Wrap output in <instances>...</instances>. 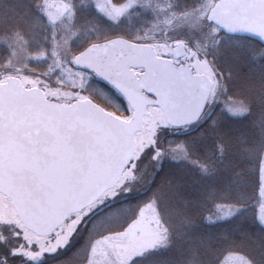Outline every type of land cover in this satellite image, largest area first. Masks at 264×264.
Returning a JSON list of instances; mask_svg holds the SVG:
<instances>
[{"label": "water", "instance_id": "obj_1", "mask_svg": "<svg viewBox=\"0 0 264 264\" xmlns=\"http://www.w3.org/2000/svg\"><path fill=\"white\" fill-rule=\"evenodd\" d=\"M250 2L218 0L207 18L226 33L264 45V11L240 7ZM70 10L65 0H52L45 16L58 24ZM185 54V44L175 43L173 58ZM193 55L190 51L187 61L176 65L158 56L151 44L116 36L74 57L76 67L96 74L124 97L133 109L129 120L92 99H46L42 89L26 88L15 76L0 83V193L11 199L25 227L49 235L114 187L134 156L135 134L144 129L148 107H159L174 127L200 120L213 81L193 72Z\"/></svg>", "mask_w": 264, "mask_h": 264}, {"label": "rangeland", "instance_id": "obj_2", "mask_svg": "<svg viewBox=\"0 0 264 264\" xmlns=\"http://www.w3.org/2000/svg\"><path fill=\"white\" fill-rule=\"evenodd\" d=\"M50 1L40 0V11L39 9L37 13L32 11V19L27 18L31 24H35L34 18L38 21L41 20ZM67 1L71 4L72 10L60 24L51 28L48 34L42 35L43 45L35 40L25 44V40L19 34H15L13 36L15 39L6 43L8 27L3 26L6 22L0 23L2 24L0 34L4 35V37L0 36V44L4 43V45H0V82H5L8 77L15 76L21 80L26 88L38 87L42 89L46 99L72 103L77 99L89 98L117 117L128 120L131 117L132 109L119 92L97 78L96 75L74 65V57L87 45L82 49H75L78 48V43H81V38L80 36L78 38L77 35L79 34L74 35L71 29L76 23L78 24V18L76 19L73 1ZM118 1L121 2V0H94L96 10L104 13L106 17L115 22L125 13L126 8L124 6L126 3L128 4L126 7L134 6L142 8L146 13L149 11L158 13L156 21L164 29V39L153 44L159 56L172 57V46L179 40H171V37H177L179 33L194 37L195 45L183 40L187 50H194L195 53L190 60V65L195 73H205L213 81L206 111L197 124L205 121L207 114H210L214 107L217 108L218 104L226 103L232 107V101L230 102L226 98L225 102L224 97H234V95L241 94L243 97H249L252 101H255V97H259V85L264 79L257 82L249 76L248 78L246 73L242 72V68L249 62V56L252 54L259 61L258 58L264 55V49L256 46L251 48L253 53H250L249 47L246 48L237 41L222 44L220 40L211 38L212 35L219 32L217 28H212V25L206 22L208 10L215 2L209 1L208 5L206 4L205 7L201 8L202 16H206L205 20L203 19L206 23L204 26L194 25L189 30H184L180 26L185 20L177 13L169 10L163 0H127L126 3L121 4V7H117ZM88 10L91 9L88 8ZM0 17H5V15L0 14ZM98 17L105 20L101 14ZM194 22L201 24L198 19ZM12 25H15V22L9 21V26ZM152 28L151 23L148 30L152 31ZM12 30L17 31H12L10 34L21 31L16 28ZM204 37L206 40L203 42ZM75 38H77L76 41H74ZM185 59L186 56L178 59L176 63L184 62ZM223 70L230 71L228 79L224 78ZM251 83L254 84L255 88L251 87ZM229 110L233 114L235 109L230 108ZM149 111L150 114L145 118L144 130L135 136L136 150L131 163L117 184L108 189L93 204L71 214L52 234L41 236L25 227L18 217L11 199L0 193V264H38L47 258L62 255L67 261L73 256L76 259L78 257L83 259L86 254L91 263L98 261L102 264H108L117 260L124 264L136 252L166 245L167 230L161 221L160 210L156 208L154 203L150 202L139 208L135 202L123 203V201L135 193L144 192L147 186L151 184L162 161V152L159 146L162 134L184 133L194 127L176 128L171 126L166 122L163 111L159 107H149ZM256 111L259 114V109ZM250 113V116H254L255 111L251 110ZM262 166H264V152L260 162L254 204L249 209H243L242 206L238 208L217 206L215 209L222 218H230V222L235 223V221L242 220L241 218H246L247 221L249 216L255 225L264 227L258 220L261 209L264 207V196L261 195V188L264 187V183L260 180ZM135 216H138V219L126 231L125 237L121 234L117 237L113 236ZM82 235L88 240L92 236H97L89 250L84 244L86 241L80 239ZM250 240L251 238L247 233L245 237L234 236L231 238V241H236L238 245L244 244L242 248L246 251L250 248L251 253L247 256H254L255 261L249 260L240 254L241 252L235 251L236 253H234L227 250L229 255L224 264H242L241 257L246 258L250 264H264L263 239L260 237L262 242L258 244L260 245L259 249H263L262 251L252 248L253 244L250 243ZM83 246L86 248L84 249ZM164 249L166 248L164 247ZM210 257L212 256L209 255L206 260L201 257L199 259L201 262L195 260V264H210Z\"/></svg>", "mask_w": 264, "mask_h": 264}, {"label": "trees", "instance_id": "obj_3", "mask_svg": "<svg viewBox=\"0 0 264 264\" xmlns=\"http://www.w3.org/2000/svg\"><path fill=\"white\" fill-rule=\"evenodd\" d=\"M72 1L78 24L73 26L71 32L74 35L79 34L77 36L81 38V43L77 45L78 48H75L77 50L93 42L117 35L148 43L164 39V29L156 21L158 17L156 11L146 13L139 7H126L127 0H121L116 5L121 7V4L126 3L124 6L126 11L115 22L96 10L94 0ZM209 1L215 2L216 0H163V3L169 10L185 20L180 28L189 30L191 26L206 24L203 21L206 16H202L201 8L205 7ZM39 8L40 0H0V14L5 15V17H0L2 18L0 23L6 22L3 26L8 27L6 43L14 40L15 34H19L25 40V44L35 40L43 45L42 35L48 34V31L55 25L48 23L40 13L41 20L34 18L35 24H31L27 18L32 19V11L37 13ZM99 14L104 16L105 20L100 19ZM196 19L201 24H196L194 22ZM9 21H14L15 25L9 26ZM206 22L207 24L209 22L207 18ZM21 23L22 26H20ZM151 23L153 28L149 31L148 26L151 27ZM209 24L212 28L215 27ZM14 28L21 30L20 33L10 34L12 31H17L12 30ZM217 29L219 32L211 38L220 40L222 44L237 41L246 48L249 47L250 50L256 46L264 49V45L254 39L227 34ZM0 36L4 37L1 34ZM76 40L77 38L74 39ZM171 40H185L195 45L194 37L186 36L185 33H179V36H173ZM205 40L206 37L203 38V42ZM258 60L254 54L250 55L249 62L247 58V64L243 66L242 72L246 73L247 77L260 82L264 79V55ZM226 70H223L224 78L228 79L230 71ZM251 87L255 88L253 83ZM259 88V97H255V101L241 94L224 97L225 102L226 98L232 101V107L226 103L218 104L217 108L214 107L213 111L207 114V119L201 124L192 126L194 128L190 127L192 129L184 133L162 134L159 140L162 161L151 184L144 192L135 193L128 199H124L123 203L135 202L139 208L150 202L154 203L160 210L161 221L167 230L168 240L164 246L166 249L157 247L136 252L124 264H195V260L201 262L199 260L201 257L206 260L209 255L212 256L209 258L210 264H224L229 255L227 250L234 253L235 251L241 252L240 254L249 260H256L254 256H247L251 253L250 248L246 251L242 248L244 244L238 245L236 241H231V238L245 237L247 233L251 238L252 248L259 249L258 244L262 242L260 237L264 241V227L255 225L249 216L247 221L246 218H241L242 220L231 223L230 218H222L215 208L217 206H232L233 208L242 206L243 209H249L255 202L260 162L264 152V80ZM239 107H243L246 111L231 114L230 108ZM258 109L259 114L256 111ZM251 110L255 111L254 116H250ZM137 219L138 216L130 219L124 228L115 232L113 236L117 237L121 234L125 237L126 231ZM248 225L251 226L248 227ZM95 238L97 236H92L88 240L82 235L80 239L86 241L84 244L87 245V248L86 246L83 248L89 250ZM262 250L259 249V251ZM134 257L136 259H133ZM113 262L121 264L117 260ZM38 264L102 263L98 261L91 263L86 254L83 259L80 257L76 259L73 256L67 261L64 255L50 257Z\"/></svg>", "mask_w": 264, "mask_h": 264}, {"label": "snow or ice", "instance_id": "obj_4", "mask_svg": "<svg viewBox=\"0 0 264 264\" xmlns=\"http://www.w3.org/2000/svg\"><path fill=\"white\" fill-rule=\"evenodd\" d=\"M240 7L258 8V9L264 11V0H251L250 3L240 5ZM244 111H246V109H244L243 107H239V108L233 110V114L243 113ZM260 180L262 183H264V166L261 167ZM261 195L264 196V187L261 188ZM258 220H259V223L261 225H264V207H262V209H261V214L259 215ZM13 254H16V253L13 252ZM133 259H136V258L134 257ZM241 260H242V264H250V262L244 257H241Z\"/></svg>", "mask_w": 264, "mask_h": 264}, {"label": "flooded vegetation", "instance_id": "obj_5", "mask_svg": "<svg viewBox=\"0 0 264 264\" xmlns=\"http://www.w3.org/2000/svg\"><path fill=\"white\" fill-rule=\"evenodd\" d=\"M48 22V21H47ZM49 23V22H48ZM59 24V23H58ZM58 24H56V25H58ZM51 25H54V24H51ZM181 63V62H180ZM17 264V263H16ZM22 264H25V263H22Z\"/></svg>", "mask_w": 264, "mask_h": 264}]
</instances>
